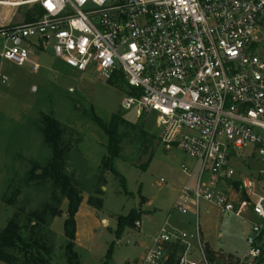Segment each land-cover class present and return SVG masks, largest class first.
Returning a JSON list of instances; mask_svg holds the SVG:
<instances>
[{
  "label": "built area",
  "instance_id": "obj_1",
  "mask_svg": "<svg viewBox=\"0 0 264 264\" xmlns=\"http://www.w3.org/2000/svg\"><path fill=\"white\" fill-rule=\"evenodd\" d=\"M261 35L264 0H0L2 59L40 71L31 58L37 38L40 47L52 41L54 53L80 72L122 75L128 89L121 109L154 115L167 148L176 144L195 159L181 167L185 181L172 209L195 214L194 232L165 220L137 264H168L175 247H182L175 264H262ZM246 150L260 173L237 179L235 161ZM236 183L245 197L235 195ZM203 201L223 215L250 208L258 216L244 254H211L201 229Z\"/></svg>",
  "mask_w": 264,
  "mask_h": 264
},
{
  "label": "rangeland",
  "instance_id": "obj_2",
  "mask_svg": "<svg viewBox=\"0 0 264 264\" xmlns=\"http://www.w3.org/2000/svg\"><path fill=\"white\" fill-rule=\"evenodd\" d=\"M260 43L263 45L264 41ZM31 44V58L41 65L38 72L30 64L19 66L0 57V230L12 218L19 219L26 228L29 213L45 210V231L51 221V209L60 208L63 213L68 205L54 180L42 175L54 162L53 146L46 132L48 118H52L61 132L63 171L83 197L80 219L76 221L79 264H137L167 219L172 226L194 232L195 223L182 225L192 215L172 213V209L178 188L185 180L181 167L193 165L195 159L176 144L167 148L154 115L144 113L137 117L135 110L124 111L126 119L137 124V128H126L123 152L116 162L127 179L130 193H125L115 175L104 169L102 160L107 154L108 137L95 118L109 124L114 114L123 111L121 101L127 85L110 84L96 72H80L71 67L54 53L52 41L40 47L34 38ZM140 126L155 135L153 158L146 170L141 165L149 153L142 152L145 142L140 138ZM235 162L237 179L260 173L261 164L256 156L251 158L250 151H244ZM37 168L38 177L33 173ZM196 176L197 173L192 183ZM162 178L166 184L161 183ZM234 191L242 197L239 186ZM206 205L204 201L201 204V222L211 218L221 228L222 242L229 249L245 250L247 234L253 222L260 220L258 216L245 212L239 216L223 215L216 209L208 212ZM132 211L140 213L142 227H126L118 237V219ZM53 228L59 236L56 235L53 263L69 264L65 250L68 239L62 242L63 216L55 219ZM192 242L194 257L199 259L197 243L194 239Z\"/></svg>",
  "mask_w": 264,
  "mask_h": 264
},
{
  "label": "trees",
  "instance_id": "obj_3",
  "mask_svg": "<svg viewBox=\"0 0 264 264\" xmlns=\"http://www.w3.org/2000/svg\"><path fill=\"white\" fill-rule=\"evenodd\" d=\"M38 11V7H36ZM122 82L126 85L122 75H114L108 79V83L115 84ZM96 123L105 131L108 137L107 154L102 160L104 169L111 172L119 180L125 193H130L127 187L126 177L117 169L116 162L121 158L123 152V142L126 136V128H137V124H133L125 117V112H119L112 116L109 124H106L103 119L95 118ZM141 131L140 138L145 142L143 153H149L144 164L141 165L143 170H146L153 158V143L154 134H150L143 127H139ZM48 141L52 144L54 150V162L49 168L43 170L42 175L50 177L59 186L64 197L68 199L67 215L64 221L65 236L68 239L66 245V257L69 264H79L78 254L75 250L76 239V219L75 216L79 211L83 197L81 192L72 185L71 179L63 171L65 166L63 151L60 147L61 132L58 128V122L52 118H48L47 128ZM38 168L34 170V175L37 177ZM236 188L239 183H236ZM245 197V195H243ZM45 210L38 212L33 211L28 215L26 228L17 218L9 220L7 225L0 230V262L5 264H54L53 254L55 251L56 233L51 229L52 220L61 216V209H51V221L48 227L43 230L42 221ZM141 215L137 211H132L129 215L118 219V228L116 234L121 236L126 227H134ZM27 229L29 233L26 232ZM110 248L108 255L110 256ZM182 247H175L170 252L168 264H175L178 257V252ZM214 260V258L211 257Z\"/></svg>",
  "mask_w": 264,
  "mask_h": 264
},
{
  "label": "crops",
  "instance_id": "obj_4",
  "mask_svg": "<svg viewBox=\"0 0 264 264\" xmlns=\"http://www.w3.org/2000/svg\"><path fill=\"white\" fill-rule=\"evenodd\" d=\"M67 209H68V205L66 206V209L63 208V213L61 215V216L64 217V221H65V218H66V215H67ZM212 209H216V208L214 206H210L208 204L205 206V210L208 211V212L210 210H212ZM242 212H245L246 214L253 213L250 208L244 209ZM188 214L189 215H192L193 218H190L189 217L187 220H185L184 222H182V225L184 227H188V226L194 225V223L196 225V216H195V214L193 212H190ZM79 215H80V212H77V214L75 216V219H76L77 222L80 219ZM57 217H55L52 220V222H51V229L53 231L55 230L53 228V225H54L55 219ZM250 217H252V216H250ZM246 219H249V218H246ZM203 222H201V229H202V232H203L204 240L207 243L208 248H209V251L211 252V254L214 255V252H219V253H222V254H225V255L227 254V255H232V256H240V255L244 254V252L246 251L247 248L245 250H243V251H239L238 249L237 250L236 249L235 250L234 249H229L226 246V244H224L222 242V231H221V228L219 227V225L216 222H213V220L211 218H206ZM253 223H255V221ZM180 228L185 229V228H183L181 226H180ZM54 232L56 233L57 238H58L59 236H58L57 231H54ZM62 239H63L62 242L65 241L66 236H63ZM263 252H264V233H263ZM262 264H264V254H263Z\"/></svg>",
  "mask_w": 264,
  "mask_h": 264
}]
</instances>
